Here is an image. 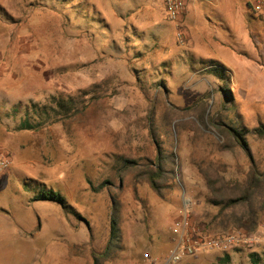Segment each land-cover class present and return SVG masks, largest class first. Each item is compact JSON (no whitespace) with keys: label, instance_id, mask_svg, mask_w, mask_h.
<instances>
[{"label":"rangeland","instance_id":"rangeland-1","mask_svg":"<svg viewBox=\"0 0 264 264\" xmlns=\"http://www.w3.org/2000/svg\"><path fill=\"white\" fill-rule=\"evenodd\" d=\"M252 3L190 0L178 24L165 0H0L8 12L0 15V151L13 160L0 177V264H94L113 207L120 238L106 264H167L186 206L206 234L239 227L246 205L222 212L211 201L216 191L240 193L252 169L219 123L245 130L264 171L255 131L264 124V19ZM95 84L104 97L79 117L18 130L30 104ZM121 155L159 156L160 192L133 175L109 176ZM103 179L108 187L95 190ZM41 185L77 214L33 201ZM259 191L249 204L255 230L264 224ZM228 253L229 264H253L250 250ZM224 255L204 251L179 264H223Z\"/></svg>","mask_w":264,"mask_h":264},{"label":"trees","instance_id":"trees-1","mask_svg":"<svg viewBox=\"0 0 264 264\" xmlns=\"http://www.w3.org/2000/svg\"><path fill=\"white\" fill-rule=\"evenodd\" d=\"M59 2L70 3L72 0H58ZM252 9V7H250ZM8 14L5 7L0 4V15ZM10 18H12L10 16ZM263 19V18H262ZM210 66V65H209ZM216 65H211L209 69L219 71L214 68ZM216 75V73H215ZM102 86L100 84L92 85L89 88L79 90L75 94H58L52 96L47 103L41 105L39 103H32L26 108L25 117L17 127L18 130H32L40 131L49 125L71 121L89 108L90 105L98 104L104 97L102 93ZM17 112V109H15ZM222 128L223 134L228 136L230 140L237 146L241 147L252 162V169L248 175L244 189H241L240 193H232L222 196L220 191H216V197L212 199L215 205L219 206L222 212L236 208L238 206H245L249 209L248 213H242L237 224L239 227L247 229L249 232H253L257 226L256 212L252 210L249 204L252 203L253 199L264 190V171H261L257 167V163L254 159L251 146L245 135V130L241 129L233 124L226 121L219 123ZM255 131L264 138V124L260 122L259 126L255 128ZM161 158L157 156V161L147 159L143 162L136 161V159L128 158L125 156H118L111 166L109 176L121 177L134 176V182H138L141 179H145L151 188L157 193L160 192V182L164 178V168L162 166ZM110 179H103L95 190L100 191L107 188ZM211 181V180H210ZM212 182H214L212 180ZM215 185V183H214ZM214 185H211L214 188ZM40 191L32 199L33 201H47L56 202L65 210L67 215L77 214L73 207L67 203L66 198L61 193L52 190H46L45 185H41ZM235 189V188H234ZM115 206V205H114ZM264 206V201H263ZM118 209L113 207L111 215L110 235L107 244L102 250L92 249L91 255L93 257L94 264H106L111 260L113 246H118L120 238L119 222H118ZM241 250V249H237ZM250 260L253 264L264 263V252L259 253L252 251L250 253ZM223 264H229L231 262V256L227 252L222 258Z\"/></svg>","mask_w":264,"mask_h":264},{"label":"built area","instance_id":"built-area-1","mask_svg":"<svg viewBox=\"0 0 264 264\" xmlns=\"http://www.w3.org/2000/svg\"><path fill=\"white\" fill-rule=\"evenodd\" d=\"M190 0H165V10L171 22L182 23ZM252 9L264 19V0H252ZM10 155L0 151V177L12 169ZM176 244L171 251L167 264H179L186 257L196 256L204 251L227 253L234 249L250 250L264 246V224L255 231L238 227L222 235L206 234L193 223L189 207H185L175 222Z\"/></svg>","mask_w":264,"mask_h":264},{"label":"crops","instance_id":"crops-1","mask_svg":"<svg viewBox=\"0 0 264 264\" xmlns=\"http://www.w3.org/2000/svg\"><path fill=\"white\" fill-rule=\"evenodd\" d=\"M188 11H189V3H188V6H187V11H186L185 17L187 15Z\"/></svg>","mask_w":264,"mask_h":264}]
</instances>
